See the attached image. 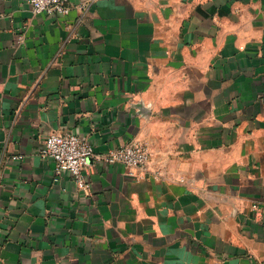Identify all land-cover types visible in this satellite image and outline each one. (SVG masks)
<instances>
[{
    "label": "crops",
    "instance_id": "1",
    "mask_svg": "<svg viewBox=\"0 0 264 264\" xmlns=\"http://www.w3.org/2000/svg\"><path fill=\"white\" fill-rule=\"evenodd\" d=\"M66 1L0 0V264H264V0Z\"/></svg>",
    "mask_w": 264,
    "mask_h": 264
},
{
    "label": "built area",
    "instance_id": "2",
    "mask_svg": "<svg viewBox=\"0 0 264 264\" xmlns=\"http://www.w3.org/2000/svg\"><path fill=\"white\" fill-rule=\"evenodd\" d=\"M27 2L34 13L63 17L72 9L66 0H27ZM87 6V1H81L74 7L83 11ZM42 152L53 159L56 176L68 173L82 187L85 186L82 171L89 159L121 164L128 169L127 172L131 176L134 175V169H145L149 159L148 147L139 142L120 145L101 155L91 144L73 133H50L44 139Z\"/></svg>",
    "mask_w": 264,
    "mask_h": 264
},
{
    "label": "rangeland",
    "instance_id": "3",
    "mask_svg": "<svg viewBox=\"0 0 264 264\" xmlns=\"http://www.w3.org/2000/svg\"><path fill=\"white\" fill-rule=\"evenodd\" d=\"M133 143V142H132ZM141 144H143V143H141ZM145 145V144H144ZM149 150V149H148ZM149 156H150V152H149ZM149 160V159H148Z\"/></svg>",
    "mask_w": 264,
    "mask_h": 264
}]
</instances>
